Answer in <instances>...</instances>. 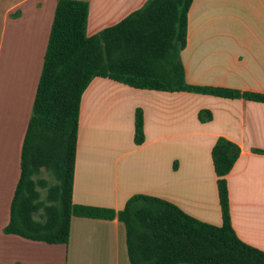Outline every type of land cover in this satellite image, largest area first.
<instances>
[{"label":"crops","instance_id":"0c3cea01","mask_svg":"<svg viewBox=\"0 0 264 264\" xmlns=\"http://www.w3.org/2000/svg\"><path fill=\"white\" fill-rule=\"evenodd\" d=\"M57 1L0 0V264H130L117 218L71 217L67 244L3 231ZM78 1L88 4L87 36L147 2ZM180 59L187 84L264 94V0H193ZM137 109L139 146L133 142ZM202 112L210 118L199 120ZM218 138L240 150L225 177L231 226L241 241L264 251V103L93 79L80 101L72 202L117 212L142 194L219 226L211 161Z\"/></svg>","mask_w":264,"mask_h":264},{"label":"trees","instance_id":"16d2710c","mask_svg":"<svg viewBox=\"0 0 264 264\" xmlns=\"http://www.w3.org/2000/svg\"><path fill=\"white\" fill-rule=\"evenodd\" d=\"M192 2L147 0L116 24L87 36L88 4L57 1L22 142L20 175L5 234L67 244L71 217L117 218L125 229L130 264H264V251L241 241L231 226L225 177L240 150L224 138H218L211 150L219 226L198 221L169 202L142 194L131 196L117 212L72 202L80 101L93 79H108L138 90L264 103L261 93L186 83L180 53L186 43ZM209 118L208 112L199 114L201 121ZM143 141V116L137 109L133 142L139 146Z\"/></svg>","mask_w":264,"mask_h":264}]
</instances>
